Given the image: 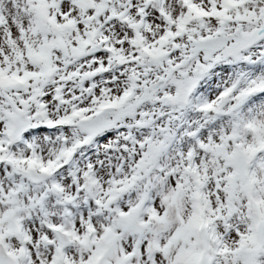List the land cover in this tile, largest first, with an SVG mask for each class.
<instances>
[{
	"label": "snow or ice",
	"instance_id": "obj_1",
	"mask_svg": "<svg viewBox=\"0 0 264 264\" xmlns=\"http://www.w3.org/2000/svg\"><path fill=\"white\" fill-rule=\"evenodd\" d=\"M0 264H264V0H0Z\"/></svg>",
	"mask_w": 264,
	"mask_h": 264
}]
</instances>
